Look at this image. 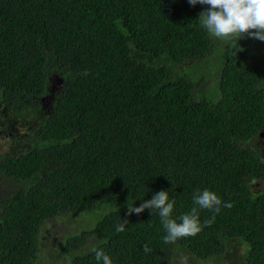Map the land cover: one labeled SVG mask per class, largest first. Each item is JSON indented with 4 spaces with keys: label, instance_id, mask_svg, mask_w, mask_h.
<instances>
[{
    "label": "trees",
    "instance_id": "16d2710c",
    "mask_svg": "<svg viewBox=\"0 0 264 264\" xmlns=\"http://www.w3.org/2000/svg\"><path fill=\"white\" fill-rule=\"evenodd\" d=\"M208 7L0 0V128L11 132L0 147V264H39L44 225L76 226L82 213L92 226H70L49 264H98L94 249L112 264L206 263L235 240L242 264H264V190L253 188L264 159L250 145L264 132V65L247 59L252 37L208 34L198 20ZM204 189L232 206L200 210L211 225L175 243H164L158 211L127 215L165 190L176 219Z\"/></svg>",
    "mask_w": 264,
    "mask_h": 264
},
{
    "label": "clouds",
    "instance_id": "9594fccd",
    "mask_svg": "<svg viewBox=\"0 0 264 264\" xmlns=\"http://www.w3.org/2000/svg\"><path fill=\"white\" fill-rule=\"evenodd\" d=\"M192 6L197 4L208 5L205 11L199 14L201 26L212 37L221 40H232L236 37L250 36L254 39L264 41V0H188ZM193 204L190 212L184 213L176 219L172 218L175 200L169 199V192L161 190L155 193L151 199L145 200L139 207H128L127 215L133 213L139 215L145 209L158 211L166 235L164 243H175L177 240L197 235L203 226H210L212 220H205L201 224L199 211L209 210L218 214L221 207L230 208V203H223L216 192L204 189L193 193ZM128 220H123L117 225L116 232L125 231ZM95 259L103 264H112L109 255L103 250L94 249ZM144 252H150L147 244L143 246Z\"/></svg>",
    "mask_w": 264,
    "mask_h": 264
},
{
    "label": "rangeland",
    "instance_id": "374dc122",
    "mask_svg": "<svg viewBox=\"0 0 264 264\" xmlns=\"http://www.w3.org/2000/svg\"><path fill=\"white\" fill-rule=\"evenodd\" d=\"M53 85L58 86L59 80L58 78H53ZM45 102H48V99H45ZM48 104V103H47ZM13 128V133L19 132L20 129L17 130L16 127ZM4 132L1 130L0 134V147L5 146L6 144V136L2 137ZM250 145L254 147V149L260 154V156L264 159V135H259L254 140L250 142ZM253 188L255 191H263L264 190V178L255 182L253 184ZM92 216V214H89ZM86 213H82L78 215L77 219L78 222L73 224L70 218H58L49 221L43 227V233L41 234V242L39 245V264H49L50 260L52 259L54 251L56 254L60 252L62 245L64 244L65 240L68 238V234L71 235L72 232L68 231L71 228H74L73 232L77 233L83 231L93 224V217L90 219L86 217ZM75 226V227H74ZM74 234V233H73ZM64 235V238L61 237ZM59 238V239H58ZM58 239V240H56ZM54 245H53V241ZM230 245L232 246L230 250L224 255L219 256V258L214 259L212 261L206 263H198L195 260L190 259L186 255H182L178 258V264H242L243 256L245 254V247L239 241H231ZM49 250V251H48ZM60 261V260H59ZM59 261L53 262L52 264H61Z\"/></svg>",
    "mask_w": 264,
    "mask_h": 264
},
{
    "label": "flooded vegetation",
    "instance_id": "af4514ba",
    "mask_svg": "<svg viewBox=\"0 0 264 264\" xmlns=\"http://www.w3.org/2000/svg\"><path fill=\"white\" fill-rule=\"evenodd\" d=\"M247 51H249L248 53V61L249 63H254L255 66H259L260 65H264V41H260L258 39H254L251 38L250 42H248V48ZM258 62V63H257ZM3 128H0V134H1V130L2 132H4V136L9 137L11 132L8 130L7 124L3 123ZM264 135V132L259 133V135Z\"/></svg>",
    "mask_w": 264,
    "mask_h": 264
},
{
    "label": "water",
    "instance_id": "95a60500",
    "mask_svg": "<svg viewBox=\"0 0 264 264\" xmlns=\"http://www.w3.org/2000/svg\"><path fill=\"white\" fill-rule=\"evenodd\" d=\"M62 81V80H61ZM61 81H59V83H61Z\"/></svg>",
    "mask_w": 264,
    "mask_h": 264
}]
</instances>
